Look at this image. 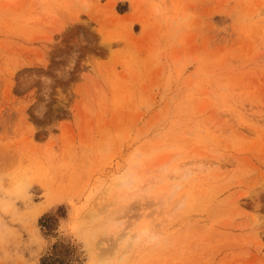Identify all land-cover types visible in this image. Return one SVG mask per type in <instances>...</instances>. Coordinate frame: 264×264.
Listing matches in <instances>:
<instances>
[{"label": "rangeland", "instance_id": "374dc122", "mask_svg": "<svg viewBox=\"0 0 264 264\" xmlns=\"http://www.w3.org/2000/svg\"><path fill=\"white\" fill-rule=\"evenodd\" d=\"M0 264H264V0H0Z\"/></svg>", "mask_w": 264, "mask_h": 264}, {"label": "bare ground", "instance_id": "6f19581e", "mask_svg": "<svg viewBox=\"0 0 264 264\" xmlns=\"http://www.w3.org/2000/svg\"><path fill=\"white\" fill-rule=\"evenodd\" d=\"M177 170H178V167H176V168L173 169L174 172H176ZM160 191H161V190H160ZM165 194H167V196H170V193H168V192H165ZM238 205H239V203H238ZM146 230H147L146 228L143 229V233H144V234H146ZM76 253H77L79 256H81V252H80L79 249L76 251Z\"/></svg>", "mask_w": 264, "mask_h": 264}]
</instances>
